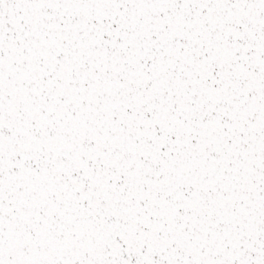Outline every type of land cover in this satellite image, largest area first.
<instances>
[{
  "label": "snow or ice",
  "instance_id": "1",
  "mask_svg": "<svg viewBox=\"0 0 264 264\" xmlns=\"http://www.w3.org/2000/svg\"><path fill=\"white\" fill-rule=\"evenodd\" d=\"M0 264H264V0H0Z\"/></svg>",
  "mask_w": 264,
  "mask_h": 264
}]
</instances>
